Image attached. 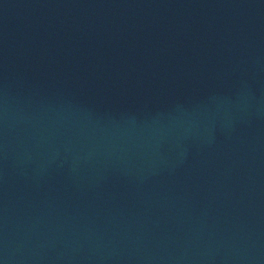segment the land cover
<instances>
[{
    "label": "water",
    "instance_id": "obj_1",
    "mask_svg": "<svg viewBox=\"0 0 264 264\" xmlns=\"http://www.w3.org/2000/svg\"><path fill=\"white\" fill-rule=\"evenodd\" d=\"M264 76V0H0V143Z\"/></svg>",
    "mask_w": 264,
    "mask_h": 264
}]
</instances>
